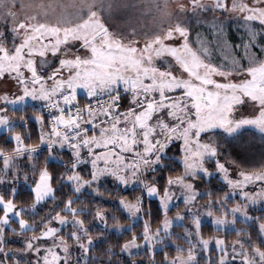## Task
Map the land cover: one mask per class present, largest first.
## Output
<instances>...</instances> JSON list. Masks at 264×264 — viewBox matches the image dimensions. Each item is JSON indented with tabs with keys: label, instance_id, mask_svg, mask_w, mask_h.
<instances>
[{
	"label": "snow or ice",
	"instance_id": "1",
	"mask_svg": "<svg viewBox=\"0 0 264 264\" xmlns=\"http://www.w3.org/2000/svg\"><path fill=\"white\" fill-rule=\"evenodd\" d=\"M74 4L78 14L70 21L59 0H0V127L11 131L9 106L29 99L48 114L47 121L34 117L41 125L38 143H26L30 134H16L9 137L11 155L0 148V264H114L112 246L103 252L106 260L96 254V241L105 237L94 238L89 226L98 221L107 227L109 213L88 208L77 195L88 188L103 197L101 182L108 178L124 192H140L134 202L118 201L131 221H142L140 232L133 223L121 225L110 217L117 231L130 232L120 252L131 264H142L133 258L134 249H144L149 264H155L157 250L168 246L174 188L186 206L175 220L190 216L191 226L176 236L183 241L175 245L177 255L164 252L160 264H264V217L249 215L252 206L264 204V151L257 158L251 140L241 143L240 137L245 127L264 133V0ZM193 20L217 42L226 43L230 31L242 32L233 51L243 55L213 63L219 43L210 40L205 47L200 33L193 40ZM78 90L85 92L84 104ZM228 137L234 146L226 152ZM42 145L47 155L40 161ZM177 155L183 168L174 176ZM217 176L229 189L221 198L196 191L198 182ZM21 178L32 182L30 209L15 199ZM203 196L208 197L205 215L222 209L232 217L217 218L214 225L242 220L255 227V235L244 228L233 229L232 241L205 238L193 204ZM155 197H161L159 222L148 206ZM233 197L238 202L229 208ZM37 205H51L38 220ZM29 211L31 222L24 218ZM12 237H21L22 246L10 247Z\"/></svg>",
	"mask_w": 264,
	"mask_h": 264
},
{
	"label": "trees",
	"instance_id": "2",
	"mask_svg": "<svg viewBox=\"0 0 264 264\" xmlns=\"http://www.w3.org/2000/svg\"><path fill=\"white\" fill-rule=\"evenodd\" d=\"M197 33H200V31L198 30ZM193 35L195 36L196 34L193 33ZM205 35L210 36V38H212L211 34H205ZM242 35H243L242 32L238 33L235 31H230L228 34L226 43L223 40L219 42L216 41L215 43H219V46L213 50V60L217 61V63L223 62L222 57L226 54L227 51L233 50L234 44L240 43L239 38ZM204 43H206V40H204ZM233 52L236 57L243 55V51L241 49H237L236 51H233ZM263 56L264 54H262V58ZM78 99L80 101H83L85 99V95L79 94ZM30 109L33 110V107L31 108L28 106L26 109L24 108V109L11 110V113L13 114L11 115L12 117H15L17 122L12 127L11 131L8 130L0 134V148H3L5 150L6 155L12 154L10 149L13 147L14 141L9 140V137L11 136V134H15V135L21 134L22 136L30 134L31 139L26 141V143L31 144V145H35L36 143H38L37 135L39 134V129H38L39 127H38L37 122L33 118L27 117L25 120L23 117L24 114L26 116H29ZM34 110L37 111L38 109H34ZM25 111H27L28 113L26 114ZM41 113L44 115L45 121H47L45 114L42 111ZM22 121L24 122L23 124H22ZM249 148L257 156V158L259 157L260 153L264 151V147H259L255 143H250ZM58 151L63 153L65 150H58ZM46 155H47L46 148L45 146L42 145L40 148V153H39L40 161H43V158ZM63 158H64V161L67 162L68 156L64 155ZM50 164L57 169L62 168V165L59 161H50ZM172 167L175 168V171L172 172L171 175L175 176L181 173L182 166L178 163V161H177V164L172 165ZM101 184L102 186L100 188V191L104 193L103 197H100V196L97 197L94 193L88 191L89 190L88 188L83 189L81 193L77 194L80 197V201L84 202L88 208L93 209L96 207H101L107 213H109L107 227H105L98 221L94 223H90L89 225L92 229L91 234L94 238L97 235H100L101 233H103L105 237L104 239L96 241V247H95L96 254L100 255L102 259L106 260L107 258L103 257V252L107 247L112 246L113 251L116 254L114 257V264H120V262H123V264H131L129 256L125 253L120 252V245L127 242L131 238L130 232L124 230L123 228L117 231L116 228L113 227L114 222L112 221L110 217L111 216L118 217L121 225H128L129 223H133L134 231L137 233L140 232L142 230V221H135V222L131 221L128 218L127 213H123L121 211L120 205L118 203L120 198H126L129 200H132L135 198V196L140 195V192L138 190H129V192H124L121 190L120 186H118L117 184H113L110 181H103L101 182ZM201 185L204 188H209V187L211 188L209 191L212 193L213 198L217 193L224 192L225 187H226V185L222 183L221 181H219L216 177H213V180H210L209 182H206L203 180ZM16 186L18 188V192L15 197L16 201L18 202L19 205L23 206L25 209H30L31 204L33 202L32 196H31V187H32L31 180L25 182L21 178L20 180L17 181ZM63 191L65 193H70V189L68 187H65ZM203 197L208 198L207 196H203ZM232 203L233 204L235 203L234 199L229 204H232ZM75 206L79 207L80 204L78 203ZM148 206L151 207L154 213V219L157 222L161 221L163 218L162 215H156L158 213V210L160 209L159 199L156 197L150 198V203ZM49 207H51V205H48L47 207H45L44 205H37V207L34 210L36 219L38 220L41 216H43L48 211ZM32 215H33V212L29 211L27 212L24 218L30 220V217ZM249 215L264 217V204H257L255 206H252L249 209ZM230 217L231 216L229 215L227 217H224V219L226 221H231L232 217L231 218ZM87 220L91 222L92 217L91 216L87 217ZM11 227L17 228V230H19L15 223H12ZM152 227L155 228L156 223H153ZM178 227H181V226L179 225ZM244 228H246L248 231H251L253 235H255V227L254 226L247 227V225L244 222H242V220H238L235 225L226 223L224 225L216 226L213 224L212 231L210 227L208 226L204 227V224H203L201 228V232L203 236L213 235L212 238H221V239H226L228 241H232L236 239L233 229L238 230V229H244ZM31 234L32 233H28V235H31ZM7 235L11 237L12 235L11 229L7 230ZM12 238H15V237H12ZM179 241H182V240H179ZM166 244L168 246L164 248L163 252H160L159 249L157 250V254L155 256V264H160V261L163 258L164 252H167L169 258H172L175 255H177L175 245H178L179 243L169 240V241H166ZM17 245H18L17 242L12 241V240L10 241V244H9L10 247L14 248ZM134 253H137L133 257L134 259L138 261H142V264H149V256L144 249L139 250ZM201 264H204V262L201 261Z\"/></svg>",
	"mask_w": 264,
	"mask_h": 264
},
{
	"label": "rangeland",
	"instance_id": "3",
	"mask_svg": "<svg viewBox=\"0 0 264 264\" xmlns=\"http://www.w3.org/2000/svg\"><path fill=\"white\" fill-rule=\"evenodd\" d=\"M29 2H31V0H25V3L26 4L29 3ZM46 2H50V0H46ZM59 2L62 3L63 6L66 9V11L64 12V16L68 20H70V21H75L76 16L78 14L77 13L78 5H75L74 4V0H59ZM192 27H193V32H192V39L193 40L196 39L197 31L199 30L200 31L201 42L204 43V40H206V43H204V46L205 47L209 46L208 45V42L210 40L212 41V43L213 42L214 43L216 42V40H215L214 37L210 38V36L205 35V34H210V33L206 32L203 27L200 28L199 26H197L195 24V21L194 20L192 22ZM193 33L196 34V35L194 36ZM236 44H239V43H236ZM222 58H223V60H224V58H228V59L236 58V59H239V57H236L235 56L233 50L227 51L226 54ZM263 58H264V56H263ZM212 59H213V56H212ZM213 63H217V61L213 60ZM2 87L6 89L8 87V85H3ZM78 93L85 95V92L83 90H78ZM25 103L26 104H29V105L26 106ZM25 103H22V104H19V105H16V106H9V109L10 110L8 111L7 114L9 116L10 121H11L12 127L17 122V120L15 119V117H12L13 114L11 113V110H13V109H16V108H22V109L25 108L26 109L28 106L31 107V108L33 107V110L30 109V111H29V116H26L25 114L23 115V117H24L25 120H26L27 117H30V118H33L34 119L35 116L42 115V113H41L40 110H37V111L34 110V109H38L37 107H38V105H39L40 102H38V101H32V100L29 99ZM25 113L27 114L28 112L25 111ZM243 113L246 116H250L251 115V109L245 108V109H243ZM37 124H38V127H39L38 128L39 129V133H40L41 132V125L38 122H37ZM5 131H8V129L3 128V127H0V134L3 133V132H5ZM42 131L43 132H47L46 127H44L42 129ZM218 131H222V130H218ZM13 135H15V134H11V136H13ZM223 135L224 136H227L226 133H224ZM240 137H241V143H247L249 140H251V143H255L259 147H264V142H262V141H264V133L259 132V130L256 129L255 127H245L244 129H242L240 131ZM233 146H234V142L232 141V138L231 137H228V141L225 144V151L226 152L227 151H231L233 149ZM175 151L176 150L173 149V153H175ZM176 160L178 161V163L183 168V165L180 162V159H179V156L178 155L176 156ZM216 178L219 181H221L218 176ZM210 180H213V177H208V178H205L204 179V181H206V182H209ZM103 181H110L113 184H117L111 178L105 179ZM198 183H199V187L196 188V191H198V192L203 193V192H207V191H209L211 189L210 187L209 188H204L201 185L202 181H200ZM224 184L226 185V183H224ZM88 191L94 193L91 189H89ZM172 191L174 192V196H173V199H172V201H171V203L169 205V211L167 213V218L169 220H172L173 221V227L171 229L172 236H171V239L170 240L175 241V242H178L179 244H183V241L177 240L176 239V236H179V235L183 234L185 228H188V227L191 226V217L190 216L186 217L185 221H183V222L175 220V217L177 216V214H181V215L185 214V208H186V206H185V204L181 200V190L174 188ZM226 191H229V189H228L227 186L225 187L224 192H226ZM224 192L217 193L214 196V198L212 196V199L221 198L223 196ZM161 196H162V194H161ZM97 197H99V196H97ZM156 198L159 199V203H160L161 197H156ZM233 199H234V202L235 203L234 204L233 203L232 204H229L228 205L229 208L234 207L235 204L238 202V197H233ZM127 200H129V199H127ZM129 201L134 202V199L129 200ZM207 201H208V198H205V197H203V198L197 197V200L196 201H193V204L196 205V209H194V211L198 209L199 212H200V214H201V222H202L201 223V228H202V226L204 224V227L208 226V227L211 228V231H212L213 230V223H212V221L215 220V219H217V218L224 219V217H227V216H224L222 209L220 211H216L215 209H213L214 212H213V216L212 217H208L207 215H205V213L208 211V209L204 208L203 205L206 204ZM188 207H191V205H189ZM179 225L180 226L182 225V226L181 227H178ZM212 236L213 235L204 236V237L205 238H210V237L212 238ZM11 240L17 242V244H18L14 248H19V247L22 246V244H21L22 238L21 237H15V238H12ZM138 243H142V242L141 241H138ZM139 250H143V249H139ZM139 250H135L134 249L133 252H137Z\"/></svg>",
	"mask_w": 264,
	"mask_h": 264
},
{
	"label": "built area",
	"instance_id": "4",
	"mask_svg": "<svg viewBox=\"0 0 264 264\" xmlns=\"http://www.w3.org/2000/svg\"><path fill=\"white\" fill-rule=\"evenodd\" d=\"M81 104H84L85 103V99L83 101H80ZM41 111L45 114L46 118L48 119V114H47V111L46 110H43L42 106H41Z\"/></svg>",
	"mask_w": 264,
	"mask_h": 264
},
{
	"label": "crops",
	"instance_id": "5",
	"mask_svg": "<svg viewBox=\"0 0 264 264\" xmlns=\"http://www.w3.org/2000/svg\"><path fill=\"white\" fill-rule=\"evenodd\" d=\"M25 105L27 106V105H29V104H26V103H25ZM41 106H42V104H41V103H39V105H38V107H37V108H38V110H40V111H41V109H40V108H41ZM16 109H22V108H16ZM42 115H43V114H42ZM43 116H44V115H43ZM46 129H47V131H48V128H47V127H46Z\"/></svg>",
	"mask_w": 264,
	"mask_h": 264
}]
</instances>
